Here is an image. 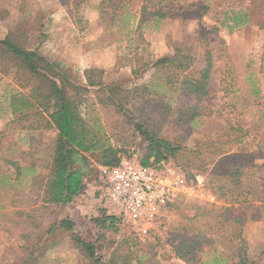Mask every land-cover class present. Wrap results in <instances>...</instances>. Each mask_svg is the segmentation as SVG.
Listing matches in <instances>:
<instances>
[{
    "label": "rangeland",
    "instance_id": "1",
    "mask_svg": "<svg viewBox=\"0 0 264 264\" xmlns=\"http://www.w3.org/2000/svg\"><path fill=\"white\" fill-rule=\"evenodd\" d=\"M124 6L129 13L126 20L120 17ZM156 9L167 16H152ZM191 11L198 17H189ZM140 15L143 22L140 29H135ZM236 15H240V22L234 20ZM9 32L26 49H36L49 61L67 64L78 82H84L85 69L94 68L102 72L103 83L128 90L141 88L129 94L137 111H147L156 99L142 87L152 71L142 79L131 75L137 67L136 55L142 62L152 61L183 45L197 59L209 50L215 63L209 94L204 99L206 118L175 126L166 115L160 123L161 135L185 146L182 153L164 162L165 168L180 174L183 188L149 232L140 237L126 224L119 223L116 232L92 224L99 210L106 209L94 158L86 169L84 191L72 204H44L42 185L56 132L46 126L43 115L31 114L19 121L12 115L10 96L16 91L27 93L30 86L19 82L10 62L0 58V175H7L0 185V264H97L79 252L68 230L55 225L50 233L42 235L61 219H71L76 231L91 227L93 233H103L104 247L98 253L103 256L102 264H112L111 258L119 253L133 264V252L138 257L146 255L142 264H204L207 258L201 254L189 255L186 262L179 258L175 228L188 224V218L200 213L203 205L218 210L223 207L218 192L208 184V170H204L208 165L207 169L219 165L211 153L234 136L229 125H241L248 131L241 144L231 146L244 155L249 179L258 185L264 174V106L260 105L264 100V73L259 71L264 56V0H0V37ZM221 79L231 85L228 95L219 89ZM163 102L173 106L168 98ZM222 107L225 111L220 112ZM81 110L88 122L97 124L111 138V143L122 147L125 156L153 161L148 143L113 109L102 108L95 97L89 96ZM195 149L200 152L191 153ZM207 156L212 160L201 162ZM31 166L33 171L28 170ZM257 206L236 204L230 215L237 218L249 255L264 264V214ZM226 217L225 213L219 219ZM217 228L212 239L218 234L221 237L210 243V248L218 247L226 258L230 229L227 223ZM40 236L39 247L37 244L31 250ZM232 261L228 259L227 264Z\"/></svg>",
    "mask_w": 264,
    "mask_h": 264
},
{
    "label": "trees",
    "instance_id": "2",
    "mask_svg": "<svg viewBox=\"0 0 264 264\" xmlns=\"http://www.w3.org/2000/svg\"><path fill=\"white\" fill-rule=\"evenodd\" d=\"M126 9L127 6H124L120 13V17L124 20L129 14ZM192 12L189 17H198ZM151 15L161 19L165 18L167 13L156 9ZM234 20L240 22V15H236ZM141 22H143L142 15L135 29H140ZM121 25L124 29L125 25ZM0 58L10 62L19 82L23 81L30 86L27 93L16 91L10 96L9 107L12 115L17 121L31 114L36 117L43 115L46 117V126L56 132L50 166L42 185L44 204L53 205L71 204L83 191L90 159L94 158L98 165L112 166L118 164L120 158L125 156L122 147L111 143V138L103 134L97 124H91L82 115L81 105L89 96L95 97L102 108L117 112L122 116V120L132 125L134 131L148 143L149 156H154V159L153 161H149L148 158L141 159L140 163L160 167L165 161L185 150L181 142L160 134V123L166 119V115L175 126L180 122L192 123L206 118L207 107L204 99L209 94V80L215 63L209 50L197 59L195 53L183 45H176L172 52L152 61L142 62L136 55L137 67H133L131 75L136 79H142L147 72L152 71L148 82L142 87L149 97L156 99L155 103L149 105L147 111H137L129 94L137 93L136 91H140L141 88L133 87L128 90L116 84L103 83L102 72H96L94 68L85 69L84 82H78L70 70H67V64L49 61L36 49H26L15 40L12 32L4 38L0 37ZM261 61L259 71L264 73V56L261 57ZM197 62L201 64L197 65ZM224 80L221 79L219 82V89L228 95L231 85ZM19 86L23 87V85ZM165 98H168L173 106L163 102ZM260 105L264 106V100ZM219 111H225V108L222 107ZM156 114L157 117L154 116ZM229 130L235 133L234 136L228 137L227 141L220 143L211 153L217 157L219 165L207 169L210 166L208 165L205 170L203 169L208 170L207 174L211 177L208 184L218 192L219 198L223 200V207L218 210L203 205L200 213L194 212L188 218V224L175 228L176 238L179 239L175 246L177 252L179 251V258L185 262L190 260L189 255L201 254L207 258L204 264H227L228 259L234 260L231 264H259L249 255L245 241L241 237V230L238 228L237 218L230 215V210L236 204L257 203V207L262 208L264 214V172L258 185L252 182L253 179H249L250 171H247V165H243L244 155L239 151H233L234 147L231 146L234 143L241 144L248 131H243L241 125L232 124L229 125ZM227 144L228 147L224 149ZM198 152L199 149H195L191 153L198 154ZM210 156L201 162L207 159L211 161ZM29 169L33 171L32 166ZM25 170L28 171L27 167ZM254 173L257 174V171ZM6 178L7 175H0V185L5 183ZM211 213L214 215L211 216ZM225 213L227 217L220 220L219 216ZM91 221L103 230L114 232L118 230L119 219L108 214L106 209H100L99 215ZM225 222L230 233L226 258H223L222 251L218 247L210 248V243L216 242V238L221 237L218 234L213 240L212 232L217 233L214 229L217 226L219 228L224 226ZM55 225L69 231L71 240L79 252L89 260L102 264L103 256L98 253L104 247L101 243L103 233L99 231L93 233L91 227L79 232L74 229L71 219H61L48 226L42 235L50 233ZM42 238L43 236L36 238L37 242L32 243L31 250L35 249L37 244L39 247ZM200 244L202 245L199 246ZM144 258L146 255L141 254L138 257L133 252L131 261L133 264H142ZM111 262L129 264L125 255L121 253L111 258Z\"/></svg>",
    "mask_w": 264,
    "mask_h": 264
},
{
    "label": "built area",
    "instance_id": "3",
    "mask_svg": "<svg viewBox=\"0 0 264 264\" xmlns=\"http://www.w3.org/2000/svg\"><path fill=\"white\" fill-rule=\"evenodd\" d=\"M164 165H142L136 157L128 156H122L116 165H98L108 214L137 236L146 235L162 210L182 191L180 174Z\"/></svg>",
    "mask_w": 264,
    "mask_h": 264
},
{
    "label": "crops",
    "instance_id": "4",
    "mask_svg": "<svg viewBox=\"0 0 264 264\" xmlns=\"http://www.w3.org/2000/svg\"><path fill=\"white\" fill-rule=\"evenodd\" d=\"M83 191H84V189H83ZM83 191H82L80 194H82V193H83ZM80 194H78L77 196H79ZM72 203H73V202H72ZM72 203H71V204H72ZM67 205H69V204H67ZM62 206H63V205H62Z\"/></svg>",
    "mask_w": 264,
    "mask_h": 264
}]
</instances>
